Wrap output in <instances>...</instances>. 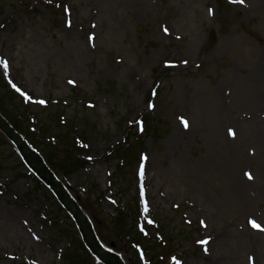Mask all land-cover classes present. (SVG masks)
<instances>
[{
  "label": "rangeland",
  "instance_id": "obj_1",
  "mask_svg": "<svg viewBox=\"0 0 264 264\" xmlns=\"http://www.w3.org/2000/svg\"><path fill=\"white\" fill-rule=\"evenodd\" d=\"M44 1L0 0V95L9 83L33 110L86 120L88 164L68 186L103 243L127 264H264V0ZM128 143L132 168L112 151ZM35 179L0 139V264L84 259ZM123 204L149 238L118 234Z\"/></svg>",
  "mask_w": 264,
  "mask_h": 264
},
{
  "label": "trees",
  "instance_id": "obj_2",
  "mask_svg": "<svg viewBox=\"0 0 264 264\" xmlns=\"http://www.w3.org/2000/svg\"><path fill=\"white\" fill-rule=\"evenodd\" d=\"M63 1L65 0H47L46 3L48 9L56 13L57 10L61 8ZM7 88H9V90H7L4 95H0V111L8 119L12 126L24 135L33 147L43 154L49 165L58 174V176L62 180H65L69 177V174L78 170V168L85 167L86 161L80 157L83 155V151L88 142L87 138L89 135L87 133L92 132V130H88L89 132L87 133L82 130L83 133H81L78 126L81 123L85 124L86 120L81 122L78 118L71 119L68 116H65L60 110V107L62 106L57 102L46 108L33 110L32 105L11 90L8 84ZM17 100L18 103H15V105L13 104L10 107V110H8L9 102L14 103ZM32 110L34 112H32ZM52 110H54L53 113L50 116H47L48 120L42 119L40 116L41 112ZM147 117L148 116H145L143 119L145 132L147 130L146 122L150 123ZM88 127H90L89 124ZM0 138L2 142L8 144V141L3 135H0ZM140 146L141 145L134 144L133 146L130 145L128 148L117 147L114 150V153L116 156H119L121 155V150L123 152H130L125 154L124 157L119 156V158L125 168H132L134 167L132 159L135 158L134 155H132V152H134L135 149L138 150ZM56 153L62 154L59 155ZM87 208L92 209L89 205ZM136 215V206L134 209L121 207L117 211V215L114 217V226L119 229L118 234L123 236L122 233H124L123 230H125L126 227V229L131 233V237L130 235L128 236L131 238V242L133 243L135 240H140V238H147L140 232H137L136 234L134 230L132 231L131 229H128V218L131 221H134ZM133 227L134 226L132 225V228ZM127 234L128 233L124 235ZM79 244L81 249L84 251L85 248L81 241H79ZM140 246L142 245L140 244ZM160 255L163 257V260H161L159 264H165L166 254ZM83 257L84 259H78L77 256L70 255L68 257V264H87L86 262L88 261V257Z\"/></svg>",
  "mask_w": 264,
  "mask_h": 264
},
{
  "label": "water",
  "instance_id": "obj_3",
  "mask_svg": "<svg viewBox=\"0 0 264 264\" xmlns=\"http://www.w3.org/2000/svg\"><path fill=\"white\" fill-rule=\"evenodd\" d=\"M0 131L16 146L27 166L53 191L60 204L73 217L82 239L91 253L103 264H124L119 255L104 249L97 238L88 215L69 194L63 183L57 179L42 156L30 147L28 142L10 125L1 113Z\"/></svg>",
  "mask_w": 264,
  "mask_h": 264
},
{
  "label": "snow or ice",
  "instance_id": "obj_4",
  "mask_svg": "<svg viewBox=\"0 0 264 264\" xmlns=\"http://www.w3.org/2000/svg\"><path fill=\"white\" fill-rule=\"evenodd\" d=\"M239 2L240 3H243V0H239ZM4 66H5V68H7V62L5 61L4 62ZM71 83V82H70ZM13 87H15V85H13ZM17 91H19V89H17ZM37 103H39V104H44L45 103V101H43V100H40V101H37ZM183 123H184V126H185V128H187V126H188V124H187V121H183ZM230 134H233V133H230ZM234 135V134H233ZM246 175L248 176V179H252V176L250 175V174H247L246 173ZM252 223V226L254 227V228H259L260 226L258 225V224H256L255 222H251ZM262 230H264V229H262ZM205 243H206V241H205Z\"/></svg>",
  "mask_w": 264,
  "mask_h": 264
}]
</instances>
